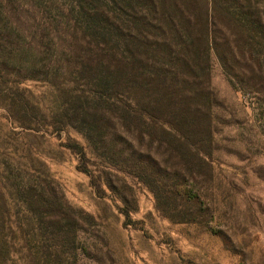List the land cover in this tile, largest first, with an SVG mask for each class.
<instances>
[{
  "label": "rangeland",
  "instance_id": "1",
  "mask_svg": "<svg viewBox=\"0 0 264 264\" xmlns=\"http://www.w3.org/2000/svg\"><path fill=\"white\" fill-rule=\"evenodd\" d=\"M249 1L263 28L252 29L253 39L236 35L229 42L235 57L227 56L225 64L233 74L211 53V137L193 146L208 166H195L186 185L199 196L193 205L179 195L177 176L190 167L175 147L155 143L150 149L169 171L166 177L153 174L156 198L133 166L102 157L75 128L62 125L68 93L87 90L83 80L75 83L61 65L56 77L40 70L30 78L35 72H13L0 61V264H264V0ZM75 6L76 0H0L3 20L29 53L22 63L39 58L38 67L52 65L49 47L61 52V62L72 60L83 32L73 20ZM224 32L222 41L230 38ZM16 86L44 115L32 118L30 128L7 111ZM84 165L102 186L98 192L79 170ZM109 174L117 177L112 180L122 188L125 205L104 186ZM50 180L61 191L57 203L75 211V232L60 237L51 229L73 220L41 218L33 210L49 207L37 199L27 206L16 192L19 184L45 186Z\"/></svg>",
  "mask_w": 264,
  "mask_h": 264
},
{
  "label": "trees",
  "instance_id": "2",
  "mask_svg": "<svg viewBox=\"0 0 264 264\" xmlns=\"http://www.w3.org/2000/svg\"><path fill=\"white\" fill-rule=\"evenodd\" d=\"M72 14L83 31L72 60L61 62V52L49 47L46 59L51 58L52 65L38 67L39 58L38 63H22L21 56L29 53L0 13L2 64L12 66L13 72H35L30 78H38L35 74H41L40 70L56 77L61 65L75 77V83L83 80L87 90L68 93L66 107L60 111L62 125L75 128L102 157L133 166L156 198L158 183L153 174L166 177L169 171L167 163L163 166L150 149L155 143L171 151L175 147L190 167L177 176L179 195L192 205L199 203V196L185 188L195 166H208L193 146L199 139L211 137V53L227 74H233L225 64L227 56L235 57L229 42L236 35L250 38L252 29L263 28L258 10L249 0H76ZM221 30L230 37L224 36L225 51ZM13 90L16 97L8 99L6 108L23 128H30L35 116L44 118L24 90L17 86ZM143 144L146 151L141 149ZM72 148L87 163L83 149L75 144ZM79 170L97 192L101 190L86 165ZM112 177L117 179L109 174L104 186L125 205L122 188ZM19 185L16 192L21 202L29 206L37 199L42 208L49 207L33 210L39 217L73 220L53 229L49 226L55 236L75 232V211L65 201L57 203L56 192L61 195V191L55 182ZM130 212L127 209L124 216L129 218Z\"/></svg>",
  "mask_w": 264,
  "mask_h": 264
}]
</instances>
